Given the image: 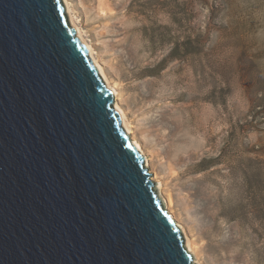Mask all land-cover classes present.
I'll list each match as a JSON object with an SVG mask.
<instances>
[{"label":"water","instance_id":"obj_1","mask_svg":"<svg viewBox=\"0 0 264 264\" xmlns=\"http://www.w3.org/2000/svg\"><path fill=\"white\" fill-rule=\"evenodd\" d=\"M63 0H0V264H199Z\"/></svg>","mask_w":264,"mask_h":264},{"label":"rangeland","instance_id":"obj_2","mask_svg":"<svg viewBox=\"0 0 264 264\" xmlns=\"http://www.w3.org/2000/svg\"><path fill=\"white\" fill-rule=\"evenodd\" d=\"M69 2L200 262L264 264V0Z\"/></svg>","mask_w":264,"mask_h":264},{"label":"bare ground","instance_id":"obj_3","mask_svg":"<svg viewBox=\"0 0 264 264\" xmlns=\"http://www.w3.org/2000/svg\"><path fill=\"white\" fill-rule=\"evenodd\" d=\"M65 7L67 9L68 15L71 19V22L73 24V26L77 29L78 33L80 34L82 40L84 41V43L87 45L88 50H89V54L92 57V59L94 60L95 64L97 65V67L99 68V71L105 81V83L114 91L115 97H116V107L119 110V112L121 113L122 116V120H123V125L126 128V130L128 131V133L130 134L131 139L133 140V142L138 146V148L144 153V155L146 156V165L149 167L150 172H153L152 178L153 180L156 181L158 190L160 192V195L163 198L164 204L168 210L169 213H171L172 217L174 218V220L176 221V223L178 224V226H180L184 232L185 235V239H186V246L187 248L194 254L196 255V261L199 264H203L200 262V260L198 259V255H197V247L195 242L191 239V237L189 236L185 226L182 224V222L178 219V215H176V212L174 211V209L172 208V204H173V199L171 196L168 197V199L164 196V193L162 191L163 189V183L162 181L158 178V174L156 172V170L152 169V165L150 162V157L148 155V153L144 150V147L142 146V144L140 143V141L138 139H136V137L134 136V130L132 128V124L130 122V120L128 119V116L126 114V111L124 110V108L122 107V105L119 102V99L121 98V92L118 88V85L113 82L106 69L104 68L103 64L101 63V61L98 59L97 55H96V49L94 48V46L91 44V42L85 37L84 34V30L82 29V27L78 24V22L76 21V15H74L73 13V9L70 5L69 0H63ZM115 35L117 36H121L118 39H116L115 41V45H117L119 47V51L121 52V55L126 56L129 60H136L137 59V47H135L133 44H130L131 41H129V39L131 40V38H129V29L127 28H121V27H117L115 30ZM131 34V33H130ZM139 58V57H138ZM140 59V58H139ZM137 61V60H136ZM133 63V62H132ZM139 63V62H138ZM161 64V63H160ZM137 66V65H136ZM159 69V68H158ZM157 69V70H158ZM150 70V69H149ZM139 71V70H137ZM142 71V70H141ZM146 71V70H145ZM143 72V71H142ZM146 73V72H145ZM148 73V72H147ZM150 73V72H149ZM154 73V72H153ZM152 73V74H153ZM157 74V72H155ZM159 73V72H158ZM139 74V73H138ZM162 76V75H161ZM158 77V76H157ZM156 81V80H155ZM151 80V79H144L142 81H140V83L136 84V87L139 88L138 92L136 91V99L137 102L141 103V106H147V107H152L153 104H147L146 100L147 97L150 95H153L155 93V91H157L156 89H158V85L156 84V82ZM160 82V81H159ZM158 83V82H157ZM161 83V82H160ZM135 86V85H134ZM162 87V86H160ZM144 100V102H143ZM149 100V98H148ZM152 100V99H150ZM162 100V99H161ZM153 102V101H152ZM159 102V101H158ZM161 116V115H159ZM160 118V117H159ZM172 118V117H171ZM162 119V118H161ZM159 120V119H158ZM176 120V119H175ZM171 123V122H170ZM169 123V124H170ZM177 123V122H176ZM174 124V123H173ZM187 124V123H186ZM177 125V124H176ZM175 125V127H176ZM180 124H178L179 126ZM177 126V127H178ZM174 128V127H173ZM172 130V129H171ZM178 130H176L177 132ZM175 132V130H174ZM169 136V135H168ZM176 136V135H175ZM170 138V137H169ZM173 138V137H172ZM181 139V138H180ZM182 143V142H181ZM172 151V150H171ZM179 158V157H178Z\"/></svg>","mask_w":264,"mask_h":264}]
</instances>
